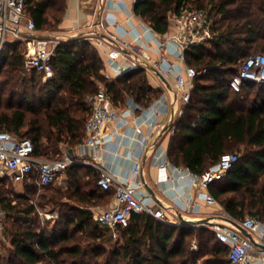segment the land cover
<instances>
[{
  "label": "trees",
  "instance_id": "trees-1",
  "mask_svg": "<svg viewBox=\"0 0 264 264\" xmlns=\"http://www.w3.org/2000/svg\"><path fill=\"white\" fill-rule=\"evenodd\" d=\"M67 6L68 0H25V12L38 30L59 27ZM186 7L207 11L213 37L185 52L187 64L207 71L196 77L191 98L173 124L169 158L200 174L223 153H238L209 189L238 221L248 215L264 221V85L246 83L235 91L228 83L248 55L264 52V0H140L135 12L165 33L169 12L180 14ZM24 51V40L14 39L0 54V130L31 138L37 156L61 157L62 143L76 149L92 111L91 96L103 82L115 107L127 105L129 98L145 107L163 94L144 67L108 79L100 49L85 36L61 41L50 61L54 75L45 81H38L37 70L28 74ZM20 81L38 86L36 93L17 97L10 90ZM64 176L66 188L51 183L40 193L41 204H52L60 213L53 228L39 222L29 202L39 188L35 174L19 182L22 191L0 178V207L7 211L4 224L10 219L11 236V254H0V264H230L229 246L210 228L169 224L146 212L133 213L114 238L92 211L114 196V188L103 190L97 171L83 163L70 165ZM194 238L199 246L192 250Z\"/></svg>",
  "mask_w": 264,
  "mask_h": 264
},
{
  "label": "built area",
  "instance_id": "built-area-1",
  "mask_svg": "<svg viewBox=\"0 0 264 264\" xmlns=\"http://www.w3.org/2000/svg\"><path fill=\"white\" fill-rule=\"evenodd\" d=\"M138 1L140 0H134L135 3ZM169 21L174 23L176 28L165 33L155 31L149 23L145 24L146 30L155 32L158 37L156 50L160 57L152 63L139 39L127 40L118 28L115 32L107 34L104 30L106 28L104 20L90 24L88 37L95 38V43L105 49L108 56L106 66L114 67L119 58H124L133 66L150 68L156 74H159L158 72L174 74L175 88L170 90L171 95L174 100L181 99L186 104L191 98L196 77L204 74L207 69H197L187 63L182 69H178L176 64L169 60V55L185 60V52L189 46L202 44L213 37V21L205 10L190 7L184 8L180 14L169 12ZM102 34L109 36L110 39ZM8 35L13 39L26 41L24 54L27 69L43 73L45 79L53 77L54 71L50 61L56 47L66 36L40 35L34 19L25 12V0H0V54ZM103 72L108 79L111 78V75L105 72V68ZM228 83L235 91H241L246 83L264 85V52L248 55ZM91 102L92 111L86 120L85 135L77 146L80 150L79 157L72 158L67 152L59 158L44 159L35 155L31 138L19 137L11 131L0 130V178L6 177L17 184L35 174L38 178V187L41 188L47 184L62 182L63 173L70 165L88 164L97 171V183L103 190L114 188L113 203L105 209L93 212L94 219L101 225L109 227L114 238L118 237V227L127 226L133 213L146 212L165 223L171 222L164 208H157L138 196L132 183L118 180L104 164L102 150L109 139L107 125L119 118V110L111 102L106 83L100 84L99 91L91 96ZM182 112L183 108L180 114ZM172 131L174 132V127ZM88 150H93L94 154L87 159ZM238 158V153H223L218 162L200 174L193 172L188 166L168 161L163 162L162 166L172 168L183 177H190L192 183L202 189L205 200L208 203H215L216 198L208 191L209 185L222 179ZM137 168L139 171V163ZM5 214V209L0 207V235L5 229ZM233 221L235 220L214 221L209 226L217 237L229 246L227 257L230 264H256L257 260L264 263V248L256 245ZM237 222L264 243L263 220L257 216H247Z\"/></svg>",
  "mask_w": 264,
  "mask_h": 264
},
{
  "label": "crops",
  "instance_id": "crops-1",
  "mask_svg": "<svg viewBox=\"0 0 264 264\" xmlns=\"http://www.w3.org/2000/svg\"><path fill=\"white\" fill-rule=\"evenodd\" d=\"M135 4L134 0H68L66 14L59 25V30L52 34L65 35L63 41L77 36L90 39L100 49L105 59V72L112 77L133 65L130 61L119 58L114 67L106 66L108 56L105 49L95 43V38L88 37L90 24L104 20L106 23L104 30L107 34L115 32L118 28L127 40L139 39L152 63L160 57L156 50L158 37L155 32L146 30L145 24L148 22L135 12ZM175 28V24L171 23L168 32L174 31ZM39 34L51 33L39 30ZM11 40L14 39L8 35L6 41ZM24 42L26 43L25 40ZM26 46L27 44L25 50ZM169 60L175 63L178 69H182L187 63L186 60L172 54L169 55ZM145 70L151 84L162 88L163 94L145 107L137 106L132 98L128 99L127 105L117 107L119 118L107 125L109 139L102 150L104 164L118 180L132 183L138 196L157 208H164L171 221L169 224L183 222L179 212L195 221L188 227L210 228L214 221L225 219L237 221L217 199L215 203H208L202 189L194 185L190 177H183L172 168L162 166L163 162L172 163L169 158V146L174 134L172 127L180 117V110L185 103L181 99L174 100L171 95L170 90L175 88L174 74H162L164 77H161L150 68ZM137 128L141 130L138 131ZM74 151L79 157V148L76 147ZM92 154L94 151L88 150L86 158ZM145 183L152 188L154 195L147 189ZM208 191L211 192L210 189ZM112 203L113 196L106 203L92 207V211L105 209ZM193 245L196 246L195 240L191 243L192 247ZM256 264L264 263L257 260Z\"/></svg>",
  "mask_w": 264,
  "mask_h": 264
},
{
  "label": "rangeland",
  "instance_id": "rangeland-1",
  "mask_svg": "<svg viewBox=\"0 0 264 264\" xmlns=\"http://www.w3.org/2000/svg\"><path fill=\"white\" fill-rule=\"evenodd\" d=\"M58 30H59L58 26H49L48 28L43 29L42 31H43V33H51L52 34V33H56ZM27 71L29 72L28 74L31 75V73H30L31 70L27 69ZM45 80H47V79L44 78V74L43 73H40V75L38 74V81H45ZM27 85H28V83L26 81H22V82L20 81L10 91H14V93H18L17 97H21L25 93H27L28 95L32 96L34 93H36V90L38 89V86L37 87H33V88H31V87L29 88ZM10 91H7V96L11 94ZM60 148H61V152H60L59 155L62 157L68 152V146H67V144L62 143L60 145ZM43 158L44 159H51V158L46 157V156H43ZM61 179H62V182H60V183L57 182L54 185H56L57 187H60V188H66L67 185L69 184V182L66 180V176H64V178L62 176ZM10 187H12V185ZM12 188H14V187H12ZM15 188H17V190H19V191L23 190V187L21 186L20 183H17V187H15ZM42 191H43L42 187L38 188L37 192L33 196H31L29 198V202L35 205V207L37 209V212H38V217L40 218L39 222H41L43 225L46 224V225H48V227L53 228V227L56 226V224L59 221V214L60 213H59L58 209L54 208V206L52 204H41L42 203V197L40 196V193H42ZM104 203H106V202H104ZM5 213L6 214H5V217H4V222L6 221V218H7V211L6 210H5ZM47 214L48 215H52V216H47ZM8 223H10V219L7 220V226L4 229V233H2L0 235V254L1 255H5V256H8L9 254H11V247H10V245H11L10 244L11 243V236H10L9 231H8L9 230L8 229ZM194 240L196 241L195 238L192 241H194ZM192 241H191V243H192ZM191 243L189 245L190 249L193 250V249H197L198 248L199 245L197 244V241H196V246L194 245L192 247ZM109 247H110V244H108L107 248H109ZM219 257H220V255H219ZM101 262H103V260Z\"/></svg>",
  "mask_w": 264,
  "mask_h": 264
},
{
  "label": "water",
  "instance_id": "water-1",
  "mask_svg": "<svg viewBox=\"0 0 264 264\" xmlns=\"http://www.w3.org/2000/svg\"><path fill=\"white\" fill-rule=\"evenodd\" d=\"M102 36H104V37H106V38H108V39H110V37L109 36H107V35H105V34H102ZM159 73V75L161 76V77H164L160 72H158ZM68 154H69V156L70 157H72V158H75L76 157V154H75V151H74V149H72V148H70V149H68ZM145 185H146V187H147V189L154 195V191L152 190V188L147 184V183H145ZM179 215H180V217H181V219H182V223H180V224H176V223H172V224H175V225H179V226H184V225H186V226H188V225H190V224H193V222H195L194 220H190V219H188V218H186L181 212H179ZM246 235H248L250 238H251V240L256 244V245H258V246H260V247H262V248H264V243H262L261 241H259L252 233H250L249 231H247V229H245L243 226H241L237 221H233Z\"/></svg>",
  "mask_w": 264,
  "mask_h": 264
}]
</instances>
